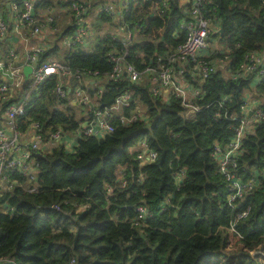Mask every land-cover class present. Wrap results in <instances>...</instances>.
Masks as SVG:
<instances>
[{"label":"trees","instance_id":"1","mask_svg":"<svg viewBox=\"0 0 264 264\" xmlns=\"http://www.w3.org/2000/svg\"><path fill=\"white\" fill-rule=\"evenodd\" d=\"M182 1L37 0V16L45 15L41 21L46 23L47 15L54 19L46 27L49 47L39 62L60 60L75 75L97 72L103 91L73 76L66 97H58L61 78L50 75L32 89L19 127L25 131L36 121L46 139L58 129L79 132L122 94L130 93L131 100L111 112L113 132L82 133L73 150L63 143L50 152L33 150L35 181L18 171L13 175L21 185L0 187V264H69L73 259L76 264H231L233 258L237 264H254L251 259L257 258L264 264V118L253 124L227 165L242 182L253 179L252 189L230 202L234 180L220 170L247 116L242 110L247 99L264 113V75L238 72L251 54L264 51V0H206L201 5L223 30L210 41L218 37L226 51L208 52L217 68L207 77L199 76L191 61L176 63L184 82L198 91L189 98L198 107L193 115L187 114L183 97L155 93L151 74L140 82L111 77L112 56L126 48L125 61L140 71L168 64L185 41L184 24L191 19L194 0ZM75 2L88 7L87 17L94 7L99 10L96 26L91 23L95 39L88 48L64 49V38L77 29ZM108 3L116 6L115 14L101 10ZM58 8L65 12L63 22ZM104 25L112 28L104 30ZM80 81L92 97V109L72 103ZM27 89L26 83L19 95ZM16 101L0 99V112ZM137 111L141 119L121 123L122 116ZM141 140L157 154L154 161L138 158L133 147ZM141 206L147 209L143 217ZM248 208V216L238 219ZM232 231L239 237L236 253L226 252Z\"/></svg>","mask_w":264,"mask_h":264},{"label":"built area","instance_id":"2","mask_svg":"<svg viewBox=\"0 0 264 264\" xmlns=\"http://www.w3.org/2000/svg\"><path fill=\"white\" fill-rule=\"evenodd\" d=\"M206 0H194L191 10V19L184 24L186 30V39L178 45L169 57L168 64L158 67H147L140 71L133 64L125 61L128 55V49L123 54L112 56L115 62L112 71V78H119L126 75L133 82L142 81L146 75H152V90L155 93L173 92L183 97V104L187 109L188 115H193L198 107L192 105L189 98L198 93L197 89L189 83L184 82L176 63L183 65L186 61L194 63V68L198 75L207 77L216 68L217 64L211 61L209 51H220L223 47L217 48L215 43L210 41L211 35L219 31L213 22L207 18L201 10V5ZM182 3H189L183 0ZM76 11L77 29L64 38L63 44L72 47L76 44L87 45L93 37V30L88 23L86 15L88 7L79 2L73 3ZM101 10L109 13H116V6L112 3L105 4ZM45 16V15H44ZM43 14L37 16V0H0V43L8 44L12 39V35H17L26 42L32 38L37 40V45L32 49H24L22 52L10 47L3 52L4 56L0 58V99L9 100L18 97V101L7 106V109L0 112V187L4 190H12L16 185H21L18 179L14 178L16 172L20 171L28 177L29 182H34L38 173L36 164L30 159L32 151H52V149L60 143L65 144L66 148L73 150L78 137L84 133L87 135L104 136L114 131V126L110 122L111 112L119 110L122 106L130 104L131 94L124 93L116 99L112 108L105 111H97L95 119L91 122H85L83 128L79 132L66 133L62 129H58L46 139L42 134L40 123L32 121L27 130L23 131L19 127V117L25 113V105L32 89L39 87L50 75L57 74L61 79L55 89L58 97H66V85L70 83V77H81V81L86 85H96L103 91L102 81L98 80L97 72H87L75 75L73 70L63 62L57 59H51L39 62V55L48 49L47 34L49 32V23L54 21L52 16L47 15L46 23L41 21ZM46 24L48 26H46ZM226 49V47H225ZM31 66L32 72L29 79L26 80L24 68ZM239 75L242 73L258 72L264 75V51L260 54H251L249 61L242 64L238 70ZM64 78L68 80L64 81ZM81 81L75 86L73 92V104L79 107H95L92 97L82 85ZM27 83L28 89L19 95L23 85ZM192 88L193 90H191ZM72 88L70 87L69 90ZM243 113L247 116L241 121L240 126L236 129V135L233 138L230 149L221 159L220 170L225 173L229 179H233L234 193L230 196V202L237 198H242L244 193L252 189L254 180L251 179L244 183L236 178L234 174H230L227 165L231 161L232 155L238 150L245 135L252 129L253 124L260 118H264V113L249 98L242 108ZM142 118V112L137 111L129 117L122 116L121 123L137 121ZM73 135V137H72ZM72 137V139H71ZM74 144L70 143L73 142ZM138 150V158L143 162H151L156 159L157 154L147 147L146 141L141 140L134 147ZM24 186V184L22 183ZM35 188V187H33ZM140 217H143L147 209L143 206L139 207ZM250 209H246L238 215V219L247 217ZM69 264H76L73 259Z\"/></svg>","mask_w":264,"mask_h":264},{"label":"crops","instance_id":"3","mask_svg":"<svg viewBox=\"0 0 264 264\" xmlns=\"http://www.w3.org/2000/svg\"><path fill=\"white\" fill-rule=\"evenodd\" d=\"M58 10H59V8H58ZM97 11H99V10L95 7L93 9H91L90 16L88 17V23L90 25L92 23L93 25L96 26V24L94 23V16L97 15ZM64 13H65L64 11L59 10V21H61V22H63L64 19L66 20V16ZM91 27H92V25H91ZM110 28H112V26L104 25V30H109ZM95 29H96V27H95ZM93 34H94V32H93ZM94 39H95V37H92L90 43L87 45H83V47L84 48L90 47L92 45ZM35 45H37L36 39L32 38L29 42H26L25 40H23L19 36L12 35V39L8 42V44L0 43V58L4 56L3 52L7 49L8 46H11L15 50L22 52L24 49H26V50L32 49ZM215 46L217 48H221V46L219 44H215ZM24 70H25V68H24ZM190 89L193 90L192 88H190ZM72 137H73V135H72ZM72 137H71V139H72ZM71 144L75 145L74 141L70 143V146H71ZM231 233H232L233 237H235L236 239H239V237L235 231H232Z\"/></svg>","mask_w":264,"mask_h":264},{"label":"rangeland","instance_id":"4","mask_svg":"<svg viewBox=\"0 0 264 264\" xmlns=\"http://www.w3.org/2000/svg\"><path fill=\"white\" fill-rule=\"evenodd\" d=\"M212 43L219 44L221 47H223L225 49V44L218 37H216V36H214L212 38ZM62 47L63 48H67L68 46H66V45H64L62 43ZM225 51H226V49H225ZM224 62L226 63L227 60L223 61V63ZM79 114L81 115L80 112H79ZM238 243H239V239H236L235 237H233L231 239V243L229 244V246L226 249V252H232V253L239 252L240 248H239V244ZM258 253L259 252H252L253 255H256ZM247 261L250 262V260H247ZM251 261H254V264H259L260 262H262L260 258H257L256 260L251 259ZM231 264H237L235 262V259L234 258L231 260Z\"/></svg>","mask_w":264,"mask_h":264},{"label":"water","instance_id":"5","mask_svg":"<svg viewBox=\"0 0 264 264\" xmlns=\"http://www.w3.org/2000/svg\"><path fill=\"white\" fill-rule=\"evenodd\" d=\"M217 34L222 35L223 34V30L222 29H219V31L217 32ZM24 72H25L26 80H28L29 79V76H30V74L32 72V67L31 66L26 67L25 70H24Z\"/></svg>","mask_w":264,"mask_h":264}]
</instances>
